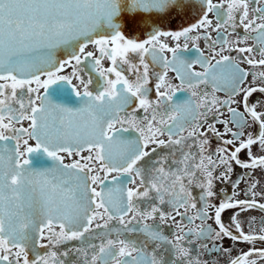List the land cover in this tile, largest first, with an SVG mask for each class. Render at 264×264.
<instances>
[{
  "label": "snow or ice",
  "instance_id": "snow-or-ice-1",
  "mask_svg": "<svg viewBox=\"0 0 264 264\" xmlns=\"http://www.w3.org/2000/svg\"><path fill=\"white\" fill-rule=\"evenodd\" d=\"M257 170L264 0H0V264H260Z\"/></svg>",
  "mask_w": 264,
  "mask_h": 264
},
{
  "label": "flooded vegetation",
  "instance_id": "flooded-vegetation-1",
  "mask_svg": "<svg viewBox=\"0 0 264 264\" xmlns=\"http://www.w3.org/2000/svg\"><path fill=\"white\" fill-rule=\"evenodd\" d=\"M210 18L213 19V26H214L215 22H216L215 18H214V16H212ZM193 22H194V17H192L189 21H186V22L178 21V27L175 28V29H172L170 31H179L183 27H187ZM209 31H211V29H209ZM221 31H223V30H221ZM237 35H243V33H242V31L240 29H238L237 32L235 34H233L232 36H229L228 39H230V40L235 39ZM250 35L251 36H255V33H250ZM211 36H212V39L215 40L216 37H217V33L213 31V32H211ZM164 39H165L166 42L168 41V38H164ZM181 42H183V38H181ZM198 43L200 45V48L205 51V54H208V49L206 47L205 41L203 39H201L200 41H198ZM191 44H192V41H189V46L190 47H191ZM254 44H255V41L252 40V39H249L248 45H254ZM88 51H94V48L92 46H89ZM225 54H227V53H225ZM257 58H259V57H257ZM85 63H88V62H85ZM104 63H105V66H108V61H105ZM80 67H81V75H83L85 77H87L90 74L92 75V77H93V85L90 86V87L94 88L97 77H96V75L94 73H90L89 68L91 67V65L89 64V67H87V68L84 67V65H81ZM242 67H244L246 69L248 68V66L246 64L242 65ZM195 70H197V71L201 70L199 65L196 66ZM67 72L70 73L71 69H67ZM174 77H175V73L170 72L169 73V78L172 79L173 83H178V80H175ZM249 80H251V77H249ZM218 95L221 98H224V93L223 92L218 93ZM223 118L224 119H230V116H229L228 113H225ZM218 127L221 130H223V125H218ZM212 145H213V147L216 146V142L214 140L212 142ZM237 171L239 172L240 170L237 169ZM255 178L259 179L261 181V183L257 186V192L258 193L264 192V173H262L259 170H257ZM218 187H219V185H218ZM244 187H246V185L242 183L241 184V188H244ZM194 194H195V191H194ZM239 198H241V199L245 198L242 192H241V195H240ZM256 199L259 202L264 203V195H257ZM141 207L143 208V205H141ZM198 207H199V205H198ZM230 214L231 213H225L224 214L223 219H224V222L226 224L229 223ZM251 218H255V221H254L252 227L258 232L260 230V228H261V220L264 219V212H261L259 210H251V211H248V212H245V213H241L239 219L241 221L242 227L244 228L245 232L249 231V223L248 222H249V220ZM177 219L179 220V217H177ZM149 223H154V222L153 221H149ZM185 223H186V221H185ZM196 223L198 224L199 221H197ZM208 223H212V221H208ZM194 226L195 225H189V227H194ZM173 227H174V225H173ZM213 227H216V226L213 224ZM97 231H100V230H97ZM164 232H165V234H169V228L168 227H164ZM94 242L98 243V241H94ZM223 243H224L225 247H229L231 245V241H228V240H225ZM79 246H80V243L78 241H71V242H69L68 245L60 246L59 250L60 251H64V250H67L70 247H79ZM249 247H251V246L248 245V244H237L236 247L232 251V254H231L232 257H235L236 255H238L240 251H247L249 249ZM255 247L256 248H261V247H264V244L258 242L255 245ZM53 250H55V249H53ZM217 259H218L219 264H228V260L230 259V257L227 254H225V255L219 256ZM260 264H264V262H260Z\"/></svg>",
  "mask_w": 264,
  "mask_h": 264
},
{
  "label": "water",
  "instance_id": "water-1",
  "mask_svg": "<svg viewBox=\"0 0 264 264\" xmlns=\"http://www.w3.org/2000/svg\"><path fill=\"white\" fill-rule=\"evenodd\" d=\"M190 17H183V18H177L175 14H173L172 17H170L168 20H165L162 25H159V27L162 28V30L170 31L172 29H175L178 27V21H189ZM133 35L139 36L140 34L138 32L133 33ZM147 34L145 33L144 38H146Z\"/></svg>",
  "mask_w": 264,
  "mask_h": 264
}]
</instances>
